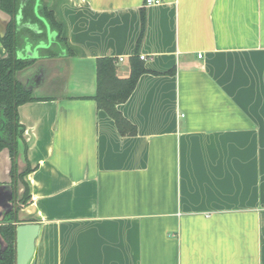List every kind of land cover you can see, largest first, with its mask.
Here are the masks:
<instances>
[{
    "label": "crops",
    "instance_id": "crops-1",
    "mask_svg": "<svg viewBox=\"0 0 264 264\" xmlns=\"http://www.w3.org/2000/svg\"><path fill=\"white\" fill-rule=\"evenodd\" d=\"M49 8L73 53L43 55L48 25L25 33L17 56L36 61L17 79L36 100L18 108L15 166L0 152V225L11 204L13 224L40 225L28 264H264V0ZM143 13L146 71L117 105L137 133L122 135L94 99L97 60L129 75ZM10 20L0 8V57Z\"/></svg>",
    "mask_w": 264,
    "mask_h": 264
},
{
    "label": "trees",
    "instance_id": "trees-1",
    "mask_svg": "<svg viewBox=\"0 0 264 264\" xmlns=\"http://www.w3.org/2000/svg\"><path fill=\"white\" fill-rule=\"evenodd\" d=\"M50 0H0V8L11 16L6 34L2 43L7 50L5 57H0V152L7 148L12 157L14 166L17 156L18 139L22 135V125L19 120L18 108L20 105L36 98L26 90L17 79V73L30 65L36 59L19 58L18 49L27 33L34 41L46 38V25L56 32V38L51 47L45 50L46 57L56 56L65 50L72 54L62 36V25L57 21L53 11L49 8ZM27 26H23L26 25ZM42 27L41 32L32 29V25ZM146 27V16H141V31L137 41L135 54L131 58L130 73L121 78L117 74V62L112 57H100L97 60V93L94 99L100 109L105 110L114 120L122 135H135L137 128L124 117L117 105L128 99L134 90L140 75L146 71L139 58V46L143 39ZM13 166L12 172H15ZM25 173L20 174L23 179ZM25 184V193L20 203L26 204L30 198L28 183ZM16 214L10 211L6 217V224L0 225V237L6 246L0 247V264H15L16 225L13 224Z\"/></svg>",
    "mask_w": 264,
    "mask_h": 264
},
{
    "label": "water",
    "instance_id": "water-1",
    "mask_svg": "<svg viewBox=\"0 0 264 264\" xmlns=\"http://www.w3.org/2000/svg\"><path fill=\"white\" fill-rule=\"evenodd\" d=\"M7 30H2V35H5ZM17 212V207L14 204L10 205L8 212ZM40 232L38 223H21L16 225L15 247L16 257L15 264H28L32 258L36 240Z\"/></svg>",
    "mask_w": 264,
    "mask_h": 264
},
{
    "label": "built area",
    "instance_id": "built-area-1",
    "mask_svg": "<svg viewBox=\"0 0 264 264\" xmlns=\"http://www.w3.org/2000/svg\"><path fill=\"white\" fill-rule=\"evenodd\" d=\"M162 2H163V0H145V3L147 5H157V4H161ZM141 58L142 59H145V56L144 55H141ZM119 59H120V61H123L124 60L123 57H120Z\"/></svg>",
    "mask_w": 264,
    "mask_h": 264
}]
</instances>
